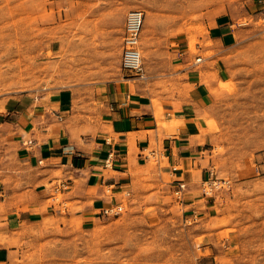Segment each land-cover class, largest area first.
Masks as SVG:
<instances>
[{
	"label": "rangeland",
	"instance_id": "rangeland-1",
	"mask_svg": "<svg viewBox=\"0 0 264 264\" xmlns=\"http://www.w3.org/2000/svg\"><path fill=\"white\" fill-rule=\"evenodd\" d=\"M135 9L144 13L143 78L128 77L121 66L126 15ZM219 14L236 24V43L221 57L223 92L197 122L202 134H213L202 178L184 182L178 197L174 176L161 177L157 154L150 155L134 171L121 213L94 220L46 216L24 228L21 252L3 264H264L259 0H0V96L28 94L45 104L69 90L75 108L68 122L91 132L100 106L95 90L135 79L127 84L141 86L165 120L163 102L181 91L179 51L194 61L213 56L208 34Z\"/></svg>",
	"mask_w": 264,
	"mask_h": 264
},
{
	"label": "crops",
	"instance_id": "crops-1",
	"mask_svg": "<svg viewBox=\"0 0 264 264\" xmlns=\"http://www.w3.org/2000/svg\"><path fill=\"white\" fill-rule=\"evenodd\" d=\"M235 26L227 14L215 17L208 34L215 54L199 64L179 51L181 91L163 102L167 122L141 86L127 84L135 79L95 90L100 106L91 132L68 122L75 108L69 90L45 104L44 97L28 94L0 96V264L21 252L27 225L46 216L94 220L120 202L134 171L149 161L147 149L157 154L161 177L186 184L202 178V155L213 134H202L197 122L223 92L217 86L226 80L221 57L236 43ZM57 192L61 197L54 202Z\"/></svg>",
	"mask_w": 264,
	"mask_h": 264
},
{
	"label": "built area",
	"instance_id": "built-area-1",
	"mask_svg": "<svg viewBox=\"0 0 264 264\" xmlns=\"http://www.w3.org/2000/svg\"><path fill=\"white\" fill-rule=\"evenodd\" d=\"M144 20V13L139 9L130 10L126 15V20L123 30L122 39V58L121 66L126 72H129L128 77L143 78V56L141 54V32ZM201 57L197 56L195 63H200ZM155 154L154 151H149L145 156L149 158L150 155ZM177 190L175 193L178 197L181 196L185 183L183 181H177ZM130 195L128 190H125L121 194V201L117 204L103 208L100 214L103 216L117 215L122 212L123 200Z\"/></svg>",
	"mask_w": 264,
	"mask_h": 264
},
{
	"label": "bare ground",
	"instance_id": "bare-ground-1",
	"mask_svg": "<svg viewBox=\"0 0 264 264\" xmlns=\"http://www.w3.org/2000/svg\"><path fill=\"white\" fill-rule=\"evenodd\" d=\"M190 45H192L191 43H190ZM193 47V46H192ZM141 54H142V52H141Z\"/></svg>",
	"mask_w": 264,
	"mask_h": 264
}]
</instances>
